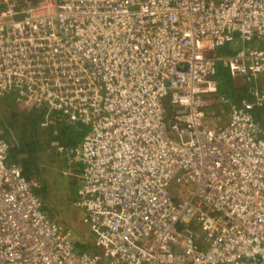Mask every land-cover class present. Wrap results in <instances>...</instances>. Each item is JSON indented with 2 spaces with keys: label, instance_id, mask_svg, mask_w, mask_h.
<instances>
[{
  "label": "built area",
  "instance_id": "1",
  "mask_svg": "<svg viewBox=\"0 0 264 264\" xmlns=\"http://www.w3.org/2000/svg\"><path fill=\"white\" fill-rule=\"evenodd\" d=\"M3 2L0 96L87 128L54 148L95 241L77 248L0 136V264H264V0ZM219 63L260 85L220 96L229 117L208 110Z\"/></svg>",
  "mask_w": 264,
  "mask_h": 264
},
{
  "label": "trees",
  "instance_id": "2",
  "mask_svg": "<svg viewBox=\"0 0 264 264\" xmlns=\"http://www.w3.org/2000/svg\"><path fill=\"white\" fill-rule=\"evenodd\" d=\"M4 8L5 6L1 7L0 11ZM237 47L238 44L228 45L221 48L219 53L227 56L234 53ZM216 79L219 86V95L227 96L233 103H237L244 97L249 99L247 93L251 84L246 83L243 85L238 83L231 77L228 69L223 63H219ZM253 84L260 88L259 83L255 82ZM3 104L5 106L7 105L6 103ZM225 106L227 105L223 103L215 104L209 107L208 110L211 113H213L212 111H219V113L225 114L224 112H220V110L223 109L222 107ZM18 112L19 111L0 112V121L7 125L5 129L0 128V135L10 143L9 162L20 164L25 177L30 180L33 179L36 182L35 192L42 198L43 204H45L44 209L50 206L52 194L55 197H59V194L64 192L66 193L64 200L69 202L78 199L80 181L78 182V180L73 179L74 185L71 184L68 188L60 187L55 192H52L49 178L45 173L49 171L61 177H68L61 173L65 163L62 158L55 153L56 149L53 148V146L62 145L74 149L82 142L87 128L82 125L69 126L65 121H57L56 123L53 122L52 124L44 125V114L41 111L39 112L40 116L29 118L30 122L28 126L27 121H25L22 126L23 132L18 134V132H13L8 129L10 127V116H12L11 121L13 126L21 121L22 116H20ZM259 113L260 112H255V115L258 116ZM170 121L171 119H169V124ZM27 128L29 129L28 133L25 131ZM49 163H54V168H51ZM55 197H52V199ZM48 213L52 215L51 211ZM87 247L89 248V242L85 241L79 244L77 248L83 250V248L88 249Z\"/></svg>",
  "mask_w": 264,
  "mask_h": 264
},
{
  "label": "rangeland",
  "instance_id": "3",
  "mask_svg": "<svg viewBox=\"0 0 264 264\" xmlns=\"http://www.w3.org/2000/svg\"><path fill=\"white\" fill-rule=\"evenodd\" d=\"M14 3H23L25 0H9ZM28 1H34V0H28ZM17 5V4H16ZM5 4L0 0V8L4 7ZM215 98V97H214ZM213 97L210 99L212 102H217ZM3 103H6L7 105L5 106ZM0 112H14V111H19L18 114L21 117V121L13 126V123L11 121L12 116L9 118V123L10 127L8 128L9 130H12L13 132H18V134H21L22 131V126L25 121H27V126L29 124V118L30 117H38L40 116L41 111H38L36 109H31L29 107H26L22 105L19 101H17L16 96L14 94H7L5 96L0 97ZM223 109L225 107H222ZM222 110V109H221ZM222 116L225 117V114H222ZM7 125L3 122L0 121V128L5 129ZM27 133L29 132V129L27 128L25 130ZM24 131V132H25ZM55 156V155H54ZM46 176L49 178V183L51 185V190L52 192H55L58 188L60 187H67L70 186L71 184L74 185L73 179L80 181L77 177H61L56 175L55 173H50L49 171L45 173ZM172 188H175V184H172ZM66 196V193L61 192L59 194V197L51 196V204L48 208H46V211H51L52 217L55 218L57 216L62 217L64 220L67 222L71 223V226L65 225V229L69 230V237L72 239H77L80 242L76 244L78 247L79 244H82L83 242L87 241L81 238H78L81 233L85 234L86 231H88L89 227L83 222L85 212L83 211H75L73 207L70 206V203L67 200H64ZM52 197H55L52 199ZM190 228L194 232V237L196 243L200 245V247H204L203 243V232L200 228V226L196 222H191L189 224ZM86 235V234H85ZM90 241V240H89ZM87 241V242H89ZM89 242V248H83V250L80 251H88L93 248V245Z\"/></svg>",
  "mask_w": 264,
  "mask_h": 264
},
{
  "label": "crops",
  "instance_id": "4",
  "mask_svg": "<svg viewBox=\"0 0 264 264\" xmlns=\"http://www.w3.org/2000/svg\"><path fill=\"white\" fill-rule=\"evenodd\" d=\"M2 2H3V0H2ZM9 2H11V1H9ZM38 2V0H34V1H28V0H25L23 3H15V4H17L18 6H21V7H26V6H28V5H35L36 3ZM4 3V2H3ZM12 3H14V2H12ZM5 4V7H6V3H4ZM259 81V80H258ZM243 85H245V83H243ZM251 88H253V89H257V87H256V85H254V84H251V87L249 88V90H248V95H249V98H250V96H251V93H250V89ZM213 98L215 97L216 99H218V97L217 96H212ZM211 97V98H212ZM214 98V99H215ZM248 98V97H247ZM215 99V100H216ZM245 100H249V99H246V97H244V98H242L240 101H238L237 103H233L232 101H230L231 102V104H239V103H241V102H243V101H245ZM252 100V99H251ZM215 104H220V103H217V102H215L213 105H215ZM227 106H225V107H227V108H225V109H222V110H220V112H224L225 113V117H229V115H230V112H231V105H229V104H226ZM210 107H212V105L210 106ZM213 113H215V112H219V111H212ZM55 147V145L53 146V148ZM69 149H71V148H69ZM73 149V148H72ZM71 149V150H72ZM49 160H51V159H49ZM48 160V161H49ZM53 165H55L54 163H49V166L51 167V168H54L53 167ZM64 167H62V169H63ZM76 200V199H75ZM75 200H73L72 202H69L70 203V206L71 207H73V209L75 210V211H78V212H80V211H83L84 212V210H82V209H80V208H78L76 205H75ZM44 206H45V204L43 205V210L53 219V220H55L56 222H58L62 227H63V229H65V225H67L68 227L69 226H71V223H69V222H67L66 220H64L62 217H60V216H57V217H55V218H53L52 217V215H50L47 211H46V208L44 209ZM63 223V224H62ZM70 228V227H69ZM86 234V235H85ZM85 234H83V233H81L80 234V236L78 237V238H81V239H84V240H87V241H89L91 244H93L94 243V241H95V236H94V234L92 233V231L90 230V228L88 229V231H86L85 232ZM72 241L74 242V244H77L78 242H80L79 240H77V239H72Z\"/></svg>",
  "mask_w": 264,
  "mask_h": 264
},
{
  "label": "clouds",
  "instance_id": "5",
  "mask_svg": "<svg viewBox=\"0 0 264 264\" xmlns=\"http://www.w3.org/2000/svg\"><path fill=\"white\" fill-rule=\"evenodd\" d=\"M234 79V78H233ZM235 80V79H234ZM238 82V81H237ZM238 83H240V84H243V83H241L240 81L238 82ZM219 87V86H218ZM220 96H222V95H217V97H218V99H216V101L218 102L219 101V98H220ZM225 96V95H224ZM219 103V102H218ZM221 104V103H220ZM217 113H219V112H217ZM220 114H222V113H220ZM1 136V135H0ZM2 137V136H1ZM5 139V138H4ZM69 177H71V176H69ZM33 180V179H32ZM80 186H81V182H80ZM38 195V194H37ZM39 196V195H38ZM40 197V196H39ZM41 198V197H40ZM41 200H42V198H41ZM77 200V199H76ZM75 200V201H76ZM42 202H43V200H42ZM44 205V204H43ZM63 228V227H62ZM64 230H66V229H64Z\"/></svg>",
  "mask_w": 264,
  "mask_h": 264
}]
</instances>
